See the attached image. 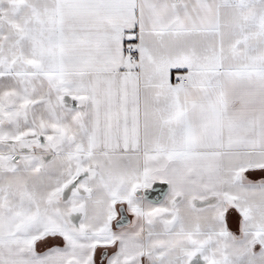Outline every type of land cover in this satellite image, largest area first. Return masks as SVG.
I'll return each mask as SVG.
<instances>
[{
  "label": "snow or ice",
  "instance_id": "1",
  "mask_svg": "<svg viewBox=\"0 0 264 264\" xmlns=\"http://www.w3.org/2000/svg\"><path fill=\"white\" fill-rule=\"evenodd\" d=\"M0 264H264V0H0Z\"/></svg>",
  "mask_w": 264,
  "mask_h": 264
},
{
  "label": "crops",
  "instance_id": "2",
  "mask_svg": "<svg viewBox=\"0 0 264 264\" xmlns=\"http://www.w3.org/2000/svg\"><path fill=\"white\" fill-rule=\"evenodd\" d=\"M254 179H259V175H256L255 177H253ZM233 227H235V222L233 221Z\"/></svg>",
  "mask_w": 264,
  "mask_h": 264
}]
</instances>
